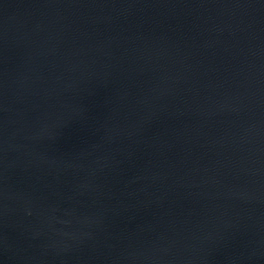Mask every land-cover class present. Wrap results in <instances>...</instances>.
Instances as JSON below:
<instances>
[{
    "label": "water",
    "instance_id": "water-1",
    "mask_svg": "<svg viewBox=\"0 0 264 264\" xmlns=\"http://www.w3.org/2000/svg\"><path fill=\"white\" fill-rule=\"evenodd\" d=\"M0 264H264V0H0Z\"/></svg>",
    "mask_w": 264,
    "mask_h": 264
}]
</instances>
